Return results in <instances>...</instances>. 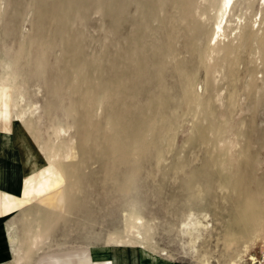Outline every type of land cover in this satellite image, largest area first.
<instances>
[{
	"label": "rangeland",
	"instance_id": "rangeland-1",
	"mask_svg": "<svg viewBox=\"0 0 264 264\" xmlns=\"http://www.w3.org/2000/svg\"><path fill=\"white\" fill-rule=\"evenodd\" d=\"M235 2L215 45L222 0H0V80L64 183L56 204L7 218L20 264L117 244L131 214L145 247L250 264L264 240V2ZM193 219L207 225L194 244ZM60 220L65 249L48 233Z\"/></svg>",
	"mask_w": 264,
	"mask_h": 264
},
{
	"label": "crops",
	"instance_id": "crops-1",
	"mask_svg": "<svg viewBox=\"0 0 264 264\" xmlns=\"http://www.w3.org/2000/svg\"><path fill=\"white\" fill-rule=\"evenodd\" d=\"M15 92L6 81L0 80V264H7L14 258L13 236L18 237L14 220L7 222L18 210L32 205L38 211L39 197L63 185L56 169L42 157L24 134L22 125L16 118ZM25 197L31 203L19 208H7L5 195ZM45 215V211H41ZM48 214V213H47ZM22 214L16 215V221ZM53 243H62V248L70 244V222L60 220L47 224ZM89 256L72 264H188L171 255L163 254L140 245H120L115 243L93 242L89 245Z\"/></svg>",
	"mask_w": 264,
	"mask_h": 264
},
{
	"label": "bare ground",
	"instance_id": "bare-ground-1",
	"mask_svg": "<svg viewBox=\"0 0 264 264\" xmlns=\"http://www.w3.org/2000/svg\"><path fill=\"white\" fill-rule=\"evenodd\" d=\"M263 1L264 0H260ZM235 0H222L221 7L219 8L218 13V20L216 22V25L214 27V35L217 42H215V45H217L220 42V39L225 36V27L226 24L223 26V21L226 18L227 10L230 8V11L232 7H234ZM233 10V9H232ZM230 17V16H229ZM228 17L226 18V23H228ZM24 115L18 116L17 119H22ZM63 131H67L62 129ZM55 161V160H54ZM57 162V161H56ZM6 201L5 204L7 208H19L23 204L27 203V199L25 197H16L9 194L5 195ZM42 203L45 204H56V201L62 200V195L58 189H55L51 192H48L47 194L39 197ZM55 201V202H54ZM196 219H193V221L186 222L185 225V232L188 233V235L191 236V243H195L196 239L199 237V232L202 230V228L206 227L203 222L201 221H194ZM142 225V218L140 216H135L133 214L130 215V217L127 219L125 231L126 235L119 236L117 239V244H124V245H140L145 247V245L148 243L149 239L147 236L143 235L140 227ZM207 230V229H205ZM184 231V230H183ZM202 233V232H201ZM187 235V234H186ZM200 239V238H198ZM112 240V238H110ZM233 240V239H232ZM253 240V239H252ZM255 240V239H254ZM264 241V240H263ZM263 241L260 243L258 248L262 249ZM197 242V241H196ZM256 242V241H254ZM248 246V245H246ZM87 248V247H86ZM191 249V248H190ZM194 249V248H193ZM21 249L14 246V259L12 261V264H20V257H21ZM197 251V250H196ZM89 256V251H80L76 253H68V254H55V255H47L39 258L38 264H72L75 262H81L85 260V258ZM252 259L255 258V256H251ZM250 259V257H249ZM248 259V260H249Z\"/></svg>",
	"mask_w": 264,
	"mask_h": 264
},
{
	"label": "built area",
	"instance_id": "built-area-1",
	"mask_svg": "<svg viewBox=\"0 0 264 264\" xmlns=\"http://www.w3.org/2000/svg\"><path fill=\"white\" fill-rule=\"evenodd\" d=\"M255 258L252 259L250 256L249 263L250 264H264V241L262 244V249L259 248V252L254 254Z\"/></svg>",
	"mask_w": 264,
	"mask_h": 264
}]
</instances>
